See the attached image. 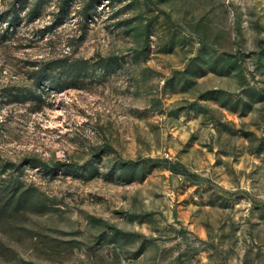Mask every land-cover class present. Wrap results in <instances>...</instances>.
I'll return each mask as SVG.
<instances>
[{
    "label": "rangeland",
    "instance_id": "1",
    "mask_svg": "<svg viewBox=\"0 0 264 264\" xmlns=\"http://www.w3.org/2000/svg\"><path fill=\"white\" fill-rule=\"evenodd\" d=\"M0 264H264V0H0Z\"/></svg>",
    "mask_w": 264,
    "mask_h": 264
}]
</instances>
